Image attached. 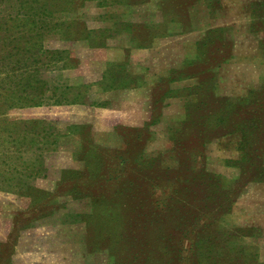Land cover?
Masks as SVG:
<instances>
[{
    "label": "rangeland",
    "instance_id": "rangeland-1",
    "mask_svg": "<svg viewBox=\"0 0 264 264\" xmlns=\"http://www.w3.org/2000/svg\"><path fill=\"white\" fill-rule=\"evenodd\" d=\"M9 14L0 264H264V0Z\"/></svg>",
    "mask_w": 264,
    "mask_h": 264
},
{
    "label": "trees",
    "instance_id": "trees-1",
    "mask_svg": "<svg viewBox=\"0 0 264 264\" xmlns=\"http://www.w3.org/2000/svg\"><path fill=\"white\" fill-rule=\"evenodd\" d=\"M18 15H20L19 12H17L15 16H18ZM21 15L27 17V18H26L27 21L30 20V19H29L28 12L24 11V12L21 13ZM12 18H13V17H12L10 14L7 15V20H5L4 17L2 16V17L0 18V27H1L4 23L6 24V23L8 22V20L11 21ZM31 19H32V18H31ZM33 22H34V18L32 19V24H33ZM34 23H35V22H34ZM45 23H46V21H45ZM47 24H48V23H47ZM47 24H46V25H47ZM44 26H45V24H43V25H41V26H35L33 30L40 29V28L42 29V27H44ZM43 53H44V52H43ZM46 53H47V52H46ZM47 54H49V53H47ZM52 54H55V55H52ZM52 54H51L50 56H56V58H57V52L52 53ZM9 59H10V55H8L7 58H6V60L8 61V63H9ZM53 61H56V60H53ZM8 63H7V64H8ZM35 65H37V64H35ZM33 75H34V76H33ZM31 79H32V80L34 79L33 84H35V83L37 82V80H36V73L32 74ZM36 97H37V96H34L33 101H34L37 105H39L40 103H42V101L35 100ZM56 102H61V101H60V100H56Z\"/></svg>",
    "mask_w": 264,
    "mask_h": 264
}]
</instances>
